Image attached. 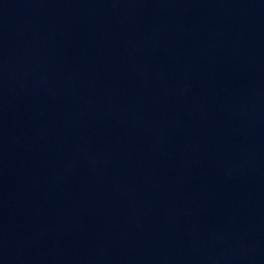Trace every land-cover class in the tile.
<instances>
[{"label": "water", "instance_id": "obj_1", "mask_svg": "<svg viewBox=\"0 0 264 264\" xmlns=\"http://www.w3.org/2000/svg\"><path fill=\"white\" fill-rule=\"evenodd\" d=\"M0 264H264V0H0Z\"/></svg>", "mask_w": 264, "mask_h": 264}]
</instances>
